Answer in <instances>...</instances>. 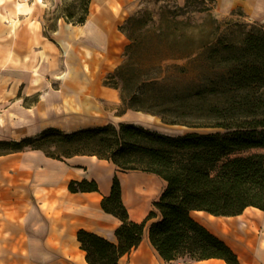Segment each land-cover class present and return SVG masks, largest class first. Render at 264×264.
<instances>
[{"label":"trees","instance_id":"trees-1","mask_svg":"<svg viewBox=\"0 0 264 264\" xmlns=\"http://www.w3.org/2000/svg\"><path fill=\"white\" fill-rule=\"evenodd\" d=\"M92 1L80 0L79 15L69 12L65 20L73 25L85 24ZM196 1L169 9L171 16L163 13L158 21L149 19L147 13L131 16L128 28L121 27L130 41L125 47L127 61L109 73L104 84L120 92L123 109L119 115L129 110L143 112L160 117L165 125L213 132L176 136L135 123H120L73 132L50 127L36 137L0 141L13 147L0 155L27 149L42 150L61 160L91 155L114 163L122 172L152 173L166 181L154 210L143 221L135 222L123 201L121 180L118 175L114 177L102 208L122 221L115 231L117 242L79 230L78 240L88 264H120L122 257L141 244L148 222L158 216L149 226V237L166 262L220 259L227 264H242L237 253L196 221L192 212L231 217L249 207L264 211V90L256 89L264 86V29L248 32L241 46L231 41L219 45L204 40L194 46L187 34H178L172 28L182 22L176 11ZM148 43L156 46L141 58L139 50ZM207 52L213 56L204 60ZM220 59L229 68L221 82L193 70L195 65ZM169 60L175 63L167 64ZM181 82L197 91L186 98L172 94L170 86ZM218 84L227 103L207 107L211 92L206 90L212 87L215 92ZM49 143L59 148V154L43 147ZM69 189L93 192L99 188L97 182L83 180L71 181Z\"/></svg>","mask_w":264,"mask_h":264},{"label":"crops","instance_id":"crops-1","mask_svg":"<svg viewBox=\"0 0 264 264\" xmlns=\"http://www.w3.org/2000/svg\"><path fill=\"white\" fill-rule=\"evenodd\" d=\"M28 15L18 13L17 7L5 2L0 4V130L10 124L19 128V137L23 138L36 134L37 129L64 130L62 125L67 121L80 123L71 131L107 125L101 121L108 110L116 112L121 103L119 90L104 84L109 69L103 68V63L114 55L113 29L90 22V16L85 24L73 25L81 48L105 58L104 72L93 76L82 69L81 76L75 79L66 77L69 73L63 71L60 77L48 64L51 50L57 48L60 52V46L53 48L42 29L30 27ZM119 26L118 31L125 36ZM33 96L37 99L25 104ZM115 117L121 123L156 118L131 110ZM116 175L121 180L130 219L143 221L167 185L156 174L122 172L114 163L91 155L61 160L33 149L0 155V264H88L78 240L81 229L116 243L115 231L122 221L102 208V200L110 195ZM83 180L97 182L98 191H70L71 181ZM143 181L153 182L155 189L142 195ZM192 217L227 244V229L240 228L243 223L250 230L261 228V237L264 235V211L254 207L238 216L193 211ZM159 218L148 222L141 244L122 257L120 264H227L220 259L166 262L149 237L150 224Z\"/></svg>","mask_w":264,"mask_h":264},{"label":"rangeland","instance_id":"rangeland-1","mask_svg":"<svg viewBox=\"0 0 264 264\" xmlns=\"http://www.w3.org/2000/svg\"><path fill=\"white\" fill-rule=\"evenodd\" d=\"M188 0H93L91 4V11L89 20L92 23H102L104 27L107 25L109 29L114 31V50L113 57L105 62V58L102 55L89 53L87 50L81 48L76 40L75 28L73 24L65 20L64 15L69 12H73L76 15L80 13V0H14L12 2H5L6 4L17 7V2L25 4L26 11L29 13V20L27 24L30 27L36 25L42 32L51 39V45L56 48V45L60 46V52L51 50L52 55L49 57L48 64L51 69L55 72H59V76L66 74V77H74L77 79L80 77L82 69L90 71L93 76L100 74L103 68L109 69L106 72L104 79L109 73L114 72L119 66L127 61L125 47L130 42L123 31L125 36H122L118 31V27L128 28V19L131 16L138 14H148V18L155 19L156 21L162 16L170 15L169 9L176 10L178 7H184ZM264 3V0H197L196 2L190 3V6L184 10H177L176 14L180 16L177 19L180 22L178 25L173 26V30L178 34L185 33L187 38L194 46H198L204 41L213 42L221 45L222 42L231 41L241 46L243 39L246 34L254 29H264V14L256 10L258 3ZM79 7V8H78ZM176 16V15H175ZM32 22H35L33 24ZM153 22H150L152 25ZM173 36H171L172 38ZM204 40V41H203ZM153 45L151 43L143 44L139 50L141 58H146ZM177 47V46H176ZM90 56H88V55ZM213 53L207 52L204 55V60L208 57H212ZM206 58V59H205ZM98 61V63H96ZM102 62L105 67L102 68ZM167 64L175 63L173 60L166 62ZM228 63L224 62L223 59L215 60L211 64L195 65L194 71L196 73L204 74L209 78H215L216 81L221 82L223 73L226 72ZM106 70V69H105ZM80 71V72H79ZM259 91L264 90V86H256ZM172 94H178L182 98L189 97L191 93L197 91L192 85L187 83H176L169 88ZM168 90V91H169ZM210 91L207 99V107L210 105H226V97L222 93V89L218 84L217 90L213 91V88H209ZM37 96H33L31 99L25 101V104H31ZM109 105L108 108H111ZM123 109L120 103L117 111L113 112L108 110L105 119L101 122H108L118 126L121 120L117 119L115 115H119V111ZM201 113V112H200ZM205 113V112H204ZM147 114V113H146ZM134 120V119H132ZM84 123H90L93 121L83 120ZM97 120L93 123L97 124ZM146 128L157 130L162 133L171 135H184L189 132H213L211 129H194L182 125H165L162 123L160 117L156 116L154 120L137 119L132 122ZM64 124L63 131H71L75 126H78V122L74 124ZM4 125V124H3ZM19 129V128H18ZM17 128L2 126L0 130V141H14L24 139L26 137H36L41 135L46 129L41 131L36 130V134L32 136H26L20 138V132ZM46 150L51 153L59 154V148L53 147L52 144H46L43 146ZM12 146L0 143V153H4L12 150ZM164 191V190H163ZM255 216H251V219H255ZM238 226V225H237ZM248 228L244 231V228ZM242 227L230 228L224 234L225 240L234 248L235 252L239 256L242 264H264L255 262L252 260V255L256 252V248L259 245V238L262 235L261 228H250L248 225L243 223ZM254 248V249H253Z\"/></svg>","mask_w":264,"mask_h":264},{"label":"bare ground","instance_id":"bare-ground-1","mask_svg":"<svg viewBox=\"0 0 264 264\" xmlns=\"http://www.w3.org/2000/svg\"><path fill=\"white\" fill-rule=\"evenodd\" d=\"M6 1L7 2H12L14 0H0V4H2L3 2H6ZM39 1H42V0H39ZM16 6H17L18 13H20V14L28 13L26 11V7H25L24 3L17 2ZM256 10L258 12L260 11L261 14H264V3H261V2L258 3L257 7H256ZM142 187H143V190H144L141 193L142 195H145L146 192L155 189V185L151 181H143L142 182ZM258 241L260 243H259L258 247L256 248V252H254V254H251L252 255L251 257H252V260H254L255 262L263 263L264 262V235L262 237H260Z\"/></svg>","mask_w":264,"mask_h":264}]
</instances>
